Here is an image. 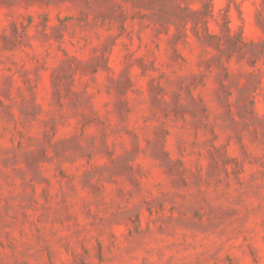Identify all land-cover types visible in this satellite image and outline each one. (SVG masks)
<instances>
[{"label":"rangeland","instance_id":"374dc122","mask_svg":"<svg viewBox=\"0 0 264 264\" xmlns=\"http://www.w3.org/2000/svg\"><path fill=\"white\" fill-rule=\"evenodd\" d=\"M0 264H264V0H0Z\"/></svg>","mask_w":264,"mask_h":264}]
</instances>
